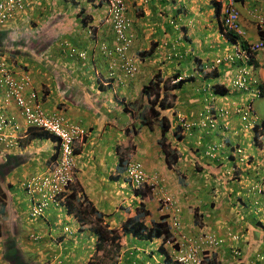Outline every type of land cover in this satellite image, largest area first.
<instances>
[{"label": "crops", "instance_id": "0c3cea01", "mask_svg": "<svg viewBox=\"0 0 264 264\" xmlns=\"http://www.w3.org/2000/svg\"><path fill=\"white\" fill-rule=\"evenodd\" d=\"M127 5L134 35L131 52L137 63L133 76H124L117 58L99 50L100 41L112 47L114 40L104 21L103 0H26L22 10L0 25V50L14 69L29 73L48 113H60L85 130L84 138L76 143L75 180L109 227L120 228L140 202L149 212L145 223L158 220L162 213L155 195L168 191L181 208L180 234L197 239L210 232L224 239L204 253L207 264H260L256 254L264 250V145L254 141L247 121L232 112L247 103L249 91L235 89L214 99L216 108H231L224 131L194 124L183 127L181 139L172 135L182 120L199 121L204 107L212 102L208 86L215 83L214 75L196 67L231 48L219 15L210 0H127ZM238 7L244 36L256 41L259 33L253 13L264 15V0H242ZM255 62L252 77L261 83L264 96V50L255 55ZM225 68L219 65V77ZM158 72L163 77L193 76L175 91L173 106L162 112L170 118L172 127L166 137L178 155L171 167L158 144V125L154 123L151 129L138 125V115L148 103L139 88ZM1 112L13 118L17 127L11 125L6 131L12 145L5 148L0 143V190L4 193L0 197V249L13 241L26 258L31 253L28 264H54L56 259L63 264H86L90 257L94 264L163 262L156 252L158 240L131 236H122L118 262L116 256L109 259L107 253L95 252L96 237L89 225L79 224L63 207L31 218L22 184L46 171L58 156V148L51 137H30L14 102ZM213 143L221 148L211 158L206 148ZM240 143L249 158L242 165L231 155V146ZM129 156L142 163L148 176L157 175L156 188L146 196L136 194L124 180L122 169ZM30 233L36 238L28 237ZM229 234L238 239L232 240ZM233 248L240 251V259ZM5 256L1 264H16ZM25 259L22 256L18 264H27Z\"/></svg>", "mask_w": 264, "mask_h": 264}, {"label": "built area", "instance_id": "2783aa9c", "mask_svg": "<svg viewBox=\"0 0 264 264\" xmlns=\"http://www.w3.org/2000/svg\"><path fill=\"white\" fill-rule=\"evenodd\" d=\"M222 3V14L224 25L237 33H241L239 26V13L234 0H217ZM26 5V0H0V23L13 17L20 9ZM108 10V22L116 32L117 43L113 51L102 47V52L110 56L116 55L121 58L120 66L127 74L135 70L133 59L127 56L132 35L127 32L128 20L125 15L124 0H106ZM259 24L264 27V17L258 16ZM260 47H264V41L260 42ZM259 48V47H258ZM83 53H81L82 55ZM245 56V50L236 47L233 53L226 55L223 60L233 61L236 58ZM220 59L216 60L219 63ZM245 72L240 70L234 80L235 85L244 86ZM10 102L18 107L23 118L24 126L46 131L56 137L58 141L59 154L54 163L46 172L30 177L23 183V187L29 196L31 205L30 215L38 217L42 215L49 204L61 205L63 194L66 189L75 181V145L81 141L86 132L78 124L68 121L64 116L57 113H48L42 102L38 98V93L32 88V79L27 71L16 72L8 61L0 55V143L6 146L12 145L8 140L6 131L9 127L15 126L14 119L4 115L1 109ZM17 127V126H15ZM18 143V139L15 140ZM212 150L214 148H211ZM125 177L135 187H141L151 180V184L156 182L157 176H148L142 164L134 158H129L125 165ZM160 209L170 214L169 223L173 229L180 227L178 214L180 208L176 201L167 192H162L158 196ZM67 229V228H66ZM36 238V236L31 235ZM183 241L177 248V253L172 262L167 264H206L204 253L208 245L215 242L211 233H204L197 239L181 236ZM170 242V241H168ZM210 243V244H209ZM55 264H61L57 260Z\"/></svg>", "mask_w": 264, "mask_h": 264}, {"label": "trees", "instance_id": "16d2710c", "mask_svg": "<svg viewBox=\"0 0 264 264\" xmlns=\"http://www.w3.org/2000/svg\"><path fill=\"white\" fill-rule=\"evenodd\" d=\"M236 1L240 2L242 0ZM216 13H218V7H216ZM86 18L87 17H85L84 22H86ZM221 31L223 32L222 27ZM224 34L231 41L235 40L237 37L236 34L229 31ZM113 36H115L114 33ZM104 44H107L106 41H100L99 49H101V51L102 47L105 46ZM145 53H149V51H145ZM104 55L106 56V54ZM177 76L178 75L174 74L169 77H163L161 73L158 72L155 73L146 83L141 85V87L139 88L140 94L147 98L148 103L145 105V108H143V112L138 115V125L140 127H148L149 129L152 128V125L154 123L159 126L160 136L158 144L161 148V151L165 155L166 163L169 167H171V165L176 162L178 155L176 149L171 147L169 140L166 137V135L169 134L171 130L170 118L167 114L162 112L173 106L171 104V100L175 98V91L180 89L184 82L192 79L191 77L189 79H180L178 82L170 84L169 82ZM215 92L221 95H225L227 91L222 85L217 83L215 84ZM29 129L31 138L51 137L53 140H55V137L48 134L47 132L38 131L33 129L32 127H29ZM178 129L179 127H177L176 130ZM176 130L172 131V135H174L177 139H180L182 137L179 133L180 130ZM259 134H261L264 144V119L255 124L253 127L254 141L258 144H261V141L257 139ZM75 153H77V150H75ZM122 170H124V167ZM135 193L143 197L150 193V189L149 187L145 189L144 187L140 189L138 188L135 189ZM3 196L4 193H2V191L0 190V197ZM63 199V206L65 208V211L68 214L73 215L79 224H88L89 229L94 233L96 237L95 252L101 250L103 254L109 253L112 256L110 259H113L114 255L119 253L121 246L123 245L122 235L148 241H152L155 238H161L163 242L170 238L171 231L163 216H161L157 221H152L149 225L145 223V217L149 214V212L145 208L143 202H140L136 206L135 214L126 218L121 223L120 228H112L109 227V224L107 222H105L104 214L100 212L89 200V198L83 192L82 188L77 182L71 184L68 193L63 196ZM1 235L2 227L0 223V237ZM230 238L235 241L238 239V235L231 234ZM217 239L222 240V242L224 241V239L219 236H217ZM7 244L5 248H2L3 258L6 257L5 255L7 254L8 260L14 259L16 261V264H18L19 261L22 262L23 253H21L20 248H18L16 244L13 245V241H10V245ZM9 250L11 251L10 253ZM156 252L158 256H163V261L165 263H169L172 261L171 255L162 245L158 247ZM233 253H237V248H233ZM96 263L99 262L97 261ZM103 263L106 262H104L103 260Z\"/></svg>", "mask_w": 264, "mask_h": 264}, {"label": "clouds", "instance_id": "9594fccd", "mask_svg": "<svg viewBox=\"0 0 264 264\" xmlns=\"http://www.w3.org/2000/svg\"><path fill=\"white\" fill-rule=\"evenodd\" d=\"M104 3H105V9H106V0H103ZM235 1V4H236V7L238 9V13H239V26H240V30H241V33H237L236 31H233V30H230L228 29L224 23H223V14H222V3H220L219 1L217 0H210V2L213 4V7L216 11V7H218V13H216L217 15H219L220 17V27H222L223 29V34L226 33V32H231V33H234L237 35L236 39L231 41L225 34V36L227 37V39L230 41L231 43V48L229 50H226V52L224 53L223 56L221 57H218V58H215L214 60H212L210 63H205V65H198L196 67V69H199V70H206V73H212L214 76H213V79L215 78V83L214 84H209V95L211 96L212 99V102H210L207 106H205L204 108H206L204 111H203V115L201 116V118L199 119V121L197 122H185L184 120L181 121L180 125H177L174 127V129L172 131H175L177 129V127H179L178 130L179 133L181 134V136H183V127L184 128H190L192 125L194 124H197L200 126V128H204V127H211V128H218L220 129L221 131H224L226 128H227V124H228V121H227V117L229 115V113L231 112V108H227V107H224V106H221L219 108H216L213 104H214V99L217 97V96H224V95H221V94H218L215 92V84H220L224 87V89H226V94H228L230 91H233V90H246V91H249V94H250V99H248V101H246L247 103L242 107L241 105H239L238 107L236 108H232V112H235L238 114V115H241V119L242 120H245L247 121L246 122V127H250V130L252 131L253 133V127L255 124L259 123L261 120H256L257 117H256V114L254 113V110H253V107H252V99L254 97H261L263 95V89L261 87V83L253 78V73L255 72V68H257V64L255 62V55L264 50V47H260V42L264 41V27H262L259 22H258V16H263V14L261 13H253V18H254V23L256 25V28H257V31L259 33V38L256 40V41H249L248 39H246V37L244 36V31L241 27V22H240V10H239V7H238V3L239 1ZM124 3H125V15L127 17V20H128V29H127V32L130 33L132 35V39H131V42H130V45H129V48L126 52L127 56H131L132 59H133V64L135 66V70H133V72L131 74H127L123 67L120 66L121 70H122V74L126 77H130V76H133L136 71H137V63H136V58L135 56L132 54L131 52V45H132V42H133V38H134V35L130 29V20L128 18V15H127V0H124ZM22 10V9H20ZM19 10V11H20ZM17 14V13H16ZM15 14V15H16ZM14 15V16H15ZM13 16V17H14ZM11 17V18H13ZM11 18L7 19L6 21L10 20ZM108 10L106 9L105 11V17H104V21H105V24L106 25H109V27L111 28L112 32L114 33L115 36L114 37V40H113V45L112 47H110L109 45L107 44H104L106 46L107 49H110V51L114 49V45L117 43V40H116V32L114 31V29L112 28V26L110 25V23L108 22ZM5 21V22H6ZM3 24V23H0V25ZM87 25V24H86ZM90 31V30H89ZM1 37H0V41H1ZM1 43V42H0ZM100 46V44H99ZM244 49L245 50V56L243 57H240V58H236L234 59L233 61L229 62V61H226V60H223V58L230 54V53H233V51L235 50L236 47H239ZM259 47V48H258ZM101 51V49H99ZM102 52V51H101ZM81 53L84 54V52H80L79 54L81 55ZM103 53V52H102ZM82 54V55H83ZM103 54H106V53H103ZM0 55L3 56L7 61L8 63L10 64L9 60L4 56V54L1 52L0 50ZM81 55V56H82ZM107 57H110V58H114L116 57L118 59V57L116 55L114 56H110L109 54L107 55ZM166 59L167 60H171V56L170 55H167L166 56ZM217 59H220V62L219 63H216V60ZM112 64V62H111ZM225 65L226 68L224 70V73L222 74L221 77H219L218 75V67L219 65ZM11 65V64H10ZM120 65V63H119ZM12 67V65H11ZM13 68V67H12ZM14 69V68H13ZM16 72L20 71L19 69H14ZM240 70H243L245 72V75H244V79H245V82H244V86L243 87H240L239 85H235L234 84V80L236 78V76L238 75L239 71ZM23 71V70H21ZM25 71V70H24ZM113 76V73L111 74ZM206 76V74L204 75ZM192 78L193 76L190 75V73H186V74H182V75H178L177 77L173 78L169 83L170 84H173V83H176L178 82L180 79H189V78ZM193 79V78H192ZM191 79V80H192ZM189 80V81H191ZM187 82V81H186ZM185 83V82H184ZM183 83V84H184ZM182 84V85H183ZM33 88V87H32ZM34 89V88H33ZM35 90V89H34ZM225 94V95H226ZM241 106V107H240ZM52 114V113H51ZM57 114H60V113H57ZM62 115V114H60ZM172 115V114H171ZM63 116V115H62ZM220 121H223L222 123H220ZM171 122V121H170ZM159 127V126H158ZM172 127V125H171ZM36 129V128H35ZM176 130V131H178ZM46 132V131H44ZM48 133V132H47ZM50 134V133H48ZM51 135V134H50ZM53 136V135H52ZM182 138V137H181ZM180 138V139H181ZM177 139V138H176ZM254 139V137H253ZM258 140L261 141V144H263V140H262V136L261 134L258 135ZM55 141H56V146H58V141L55 137ZM4 144V143H3ZM264 145V144H263ZM4 147L6 148V145L4 144ZM211 148H214L213 150ZM221 148V145L219 144H210L207 148H206V155H208L209 157L213 158L215 157V153ZM75 150H76V145H75ZM74 150V152H75ZM231 151H232V157L234 158L235 162L239 165H242V164H245V163H249V158H248V155H246V153L243 152V149L238 146V145H232L231 146ZM58 154H59V147H58V150H57ZM57 154V155H58ZM77 153H75V156H76ZM58 157V156H57ZM57 157L51 162V164L49 165V167L54 163V161L57 159ZM129 158H133V156H129L127 157L125 163H124V170H123V175H124V180L126 182H128L129 185H131V183L126 179L125 177V165H126V162ZM76 159V158H75ZM134 159H137V158H134ZM138 160V159H137ZM139 161V160H138ZM140 162V161H139ZM141 163V162H140ZM142 164V163H141ZM48 167V168H49ZM76 167V166H75ZM143 167V165H142ZM47 168V169H48ZM46 169V170H47ZM144 169V167H143ZM237 169L236 166H233V171H235ZM240 170V168L238 167V171ZM46 172V171H44ZM43 172V173H44ZM75 172V171H74ZM146 172V171H145ZM238 173V172H237ZM38 175V174H37ZM157 176V175H156ZM28 180V179H27ZM26 180V181H27ZM25 181V182H26ZM76 182V180L74 181V183ZM24 183V182H23ZM73 184V183H72ZM23 186V184H22ZM133 188L135 189H140L142 187L145 188H148L150 189V193L153 192V190L156 188L157 186V183H153L151 184V182H147V183H144L143 186L141 187H135L133 185H131ZM70 188V187H69ZM69 188L66 189L65 193L62 195L64 196L65 194L68 193L69 191ZM24 189V187H23ZM25 190V189H24ZM26 191V190H25ZM162 192H166V191H162ZM162 192H159L158 194L155 195V198H156V201L158 203V209L159 211L162 213V216L164 217V220L165 222L167 223L168 227L170 228V231H171V235H170V238L167 239L165 242L162 241L161 238H155L153 240H158L159 241V244L157 246V249L160 245H162L163 247H165L167 249V247H169L171 250L169 252V254L171 255L172 259L174 258V256L176 255L177 253V248L178 246L180 245V243L183 241V239L181 238V236H184V237H187L185 236L183 233L180 234V228H181V224H180V227L178 229H173L169 223V217H170V214H168V212H163L161 211L160 209V203H159V200H158V196L162 194ZM27 193V192H26ZM167 193L169 195H171L168 191ZM173 197V199L175 200L174 196L171 195ZM29 197V196H28ZM64 201V199H62ZM176 201V200H175ZM176 204L179 206V204L177 203L176 201ZM29 205H30V202H29ZM55 207H60V208H64L63 206V202L61 205L57 206V205H54ZM30 208H31V205L29 206V216L30 215ZM180 208V206H179ZM65 209V208H64ZM180 212H181V208H180ZM45 211L42 213V215H44ZM40 215V216H42ZM38 216V217H40ZM180 216V213L178 214V218ZM161 217V216H160ZM32 218V216H31ZM159 220V219H158ZM157 221V220H155ZM179 222H180V219H179ZM67 228V229H66ZM65 230L69 233H71V230L68 229V227H65ZM210 233V232H208ZM204 234V233H201V235ZM31 235H34V236H37L35 233H30L28 235V237H30L31 239H34L33 237H31ZM211 235H213V237L215 238V242L212 244V245H208L205 249V252L208 250V249H213V248H216L218 247V245L220 243H222V240H219L217 239V236L213 233H211ZM231 235V234H229ZM123 236V235H122ZM125 237V236H123ZM152 240V241H153ZM148 241V240H147ZM170 241V242H168ZM123 242H124V239H123ZM210 244V243H209ZM176 245V246H175ZM122 247V246H121ZM177 247V248H176ZM153 251V250H152ZM0 260L3 258L2 256V249H0ZM238 254V258L240 259V256H241V253L240 251L237 249V253ZM119 256V253L118 255L115 257L116 261L118 262V257ZM163 257V256H162ZM205 258V257H204ZM256 259H258L260 261V264H264V250L262 252H259L256 254ZM59 260V259H56V261ZM55 261V262H56ZM61 261V260H60ZM94 261L92 260V258L90 257L88 262H86V264H94L93 263ZM172 262V261H171ZM206 262V261H205ZM170 263V262H169ZM1 264V263H0ZM55 264V263H54ZM61 264L62 261H61ZM158 264H167L165 263L164 261L163 262H159ZM207 264V263H206Z\"/></svg>", "mask_w": 264, "mask_h": 264}, {"label": "rangeland", "instance_id": "374dc122", "mask_svg": "<svg viewBox=\"0 0 264 264\" xmlns=\"http://www.w3.org/2000/svg\"><path fill=\"white\" fill-rule=\"evenodd\" d=\"M118 60V63H120L122 60H121V58H118L117 59ZM235 97V95H233L232 96V98H234ZM38 98H39V100L42 102V99H41V97L39 96V94H38ZM43 106L44 107H47L45 104H43ZM252 107H253V110H254V113L256 114V116L259 118V120H262V119H264V96H261V97H254L253 99H252ZM244 143H240V147L243 149L244 148ZM128 183V182H127ZM126 183V184H127ZM118 185H120V183L118 182V183H116V184H114V186L115 187H118ZM129 185V184H128ZM55 206H54V204H49V206L45 209V212L46 211H48L49 209H51V208H54ZM56 208V207H55ZM54 210H57V209H53L52 210V212L54 211ZM63 214V213H62ZM59 216H60V214H59ZM61 217V216H60ZM33 219H35V218H38V217H32ZM65 224H66V222H65ZM68 225L69 226H71V222H68ZM61 226V225H60ZM86 242H87V239L85 238L83 241H82V244L83 245H86ZM140 242H145V241H140ZM149 242V241H148ZM153 245V244H152ZM154 246V245H153ZM87 249V248H86ZM79 251H81V250H79ZM89 252H91L90 250H89ZM81 253H82V256H83V252L81 251ZM115 253H117V252H115ZM27 254H29L28 255V258H26L25 257V255H24V253H23V258L26 260V262H27V264L30 262V260H32L33 259V257L31 256V253H27ZM108 257H109V259L112 257L111 256V254H106ZM118 254H115L114 255V257L115 256H117ZM113 257V258H114Z\"/></svg>", "mask_w": 264, "mask_h": 264}]
</instances>
